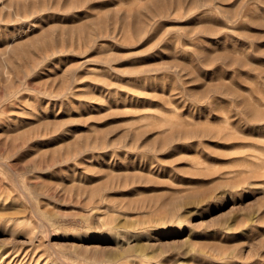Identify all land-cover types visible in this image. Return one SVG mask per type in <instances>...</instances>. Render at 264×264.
Masks as SVG:
<instances>
[{"label": "rangeland", "instance_id": "rangeland-1", "mask_svg": "<svg viewBox=\"0 0 264 264\" xmlns=\"http://www.w3.org/2000/svg\"><path fill=\"white\" fill-rule=\"evenodd\" d=\"M238 1L0 0V264H264V0Z\"/></svg>", "mask_w": 264, "mask_h": 264}, {"label": "bare ground", "instance_id": "bare-ground-1", "mask_svg": "<svg viewBox=\"0 0 264 264\" xmlns=\"http://www.w3.org/2000/svg\"><path fill=\"white\" fill-rule=\"evenodd\" d=\"M237 1H238V0H237ZM238 2H243V0H242V1H238ZM244 2H245V1H244ZM238 4H239V3H238ZM241 5H243V3H241L240 6H241ZM236 10H239V9H236ZM236 13L238 14L239 12L236 11L235 14H236ZM237 14H236V15H237Z\"/></svg>", "mask_w": 264, "mask_h": 264}]
</instances>
